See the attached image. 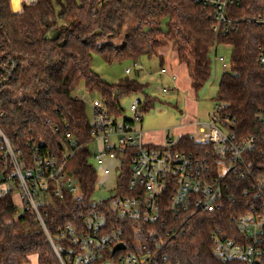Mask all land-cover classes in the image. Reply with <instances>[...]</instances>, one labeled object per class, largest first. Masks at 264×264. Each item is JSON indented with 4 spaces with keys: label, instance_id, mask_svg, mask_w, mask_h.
Returning a JSON list of instances; mask_svg holds the SVG:
<instances>
[{
    "label": "trees",
    "instance_id": "16d2710c",
    "mask_svg": "<svg viewBox=\"0 0 264 264\" xmlns=\"http://www.w3.org/2000/svg\"><path fill=\"white\" fill-rule=\"evenodd\" d=\"M227 13L237 21L238 30L220 35L209 11L193 0H36L23 2L20 12L12 11L10 0H0V48L19 63L15 79L0 91V108L19 94L25 96L23 107L1 120L7 134L24 151L25 143L34 140L62 154V133L68 130L79 144L68 169L80 184L83 202L77 204L71 198L59 202L56 219L69 222L81 211L109 203L93 202L98 174L87 147L92 125L86 103L76 99L77 89L98 92L109 113L117 116L123 115L121 99L132 93L145 95L142 119L155 100L146 93L147 84L136 78L105 81L92 67L94 54L110 64L135 62L141 56L162 58L160 49L172 45L198 91L213 73L218 47L231 46L230 65L220 76L215 101L225 104L222 117L234 121L237 139L258 138L257 153H264V125L256 119L264 111V68L258 62L264 25L254 21L264 16V0H242L229 6ZM56 126L59 132L53 131ZM179 148L198 151L209 145L185 134L179 138ZM129 173L130 157L126 156L118 174V195L127 193ZM237 184L246 185L244 181ZM259 203L254 195L241 194L222 212L197 213L186 236L168 242L171 259L181 264H236L216 257L212 231L221 228L239 239L231 216ZM33 256L40 264H59L31 217L19 213L12 196H0V264H29Z\"/></svg>",
    "mask_w": 264,
    "mask_h": 264
},
{
    "label": "built area",
    "instance_id": "2783aa9c",
    "mask_svg": "<svg viewBox=\"0 0 264 264\" xmlns=\"http://www.w3.org/2000/svg\"><path fill=\"white\" fill-rule=\"evenodd\" d=\"M193 1L209 11L218 34L238 30L237 21L227 11L242 0ZM254 21L264 25V16L255 17ZM215 58L225 72L230 65L226 58ZM258 62L264 68V47L260 48ZM18 69L17 60L0 48V91L15 79ZM160 71L168 73L165 67ZM125 72L129 74L132 69L126 68ZM170 78L176 80L177 76L170 74ZM81 88L76 91V99L85 102L88 91ZM24 98L19 94L13 103L0 108V196H12L19 213L31 217L59 264H181L171 259L168 242L186 236L190 219L197 213L222 212L241 194H252L261 203L244 214L231 216L239 239L229 237L221 228L212 231L213 252L222 263L264 264V153H257L258 138L237 139L232 128L234 121L222 117L223 102H215L207 121L195 122L202 134L195 140L209 148L186 151L179 148V138L169 139L167 145L146 142L140 126L142 99L132 102L133 116L125 117L110 114L101 97L93 104L88 143L97 141L99 149L91 159L99 163L110 182L112 170L120 171L124 157L129 156L127 193H116L118 175L113 178L114 186L105 180L102 188L113 187L114 191L105 199L109 200L108 205L81 211L77 219L61 223L54 216L59 202L68 198L77 204L83 202L80 184L68 169L79 144L69 130L62 133V154L43 141H27L26 151L15 144L1 120L22 108ZM119 108L124 110L121 102ZM256 119L264 125V111L258 112ZM46 122L49 124L50 120ZM53 131L60 129L56 126ZM110 160L118 164L107 166ZM97 174L95 191L101 173L97 170ZM238 181L246 185L240 188Z\"/></svg>",
    "mask_w": 264,
    "mask_h": 264
},
{
    "label": "rangeland",
    "instance_id": "374dc122",
    "mask_svg": "<svg viewBox=\"0 0 264 264\" xmlns=\"http://www.w3.org/2000/svg\"><path fill=\"white\" fill-rule=\"evenodd\" d=\"M32 2L33 0H11L12 11L15 12L20 8V4L23 2ZM162 58L141 56L137 61L125 60L123 62L107 63L98 54L93 55V69L107 82L115 83L123 77L136 78L143 84H147L146 93L155 98L151 109L143 114V120L140 126L143 131L153 134V138L147 139L148 142L155 143L157 145H167L168 140H178L183 132H189L196 140L200 139L202 134L199 132L197 125L192 126V122L207 121L209 114L213 111L215 98L218 91V83L223 71L219 67L214 56L213 73L205 86L196 91L192 84L190 76H182L178 70L177 74L161 73L163 63L164 67L168 70L173 69L170 63H182L178 60L176 52L172 45H168L160 49ZM217 56H224L228 64H230L231 46L220 45L217 50ZM137 63L138 66H134ZM178 65V64H177ZM178 67V66H177ZM126 68H131L132 72L127 74ZM169 69V70H170ZM175 69V68H174ZM177 69V68H176ZM170 74L176 75L179 79L172 80ZM164 88L168 90L163 91ZM83 91V88H81ZM143 93H132L121 99V105L123 107V116L131 117L133 113L130 111V105L136 98L144 99ZM101 97L98 92L89 93L86 92L85 102L88 117L93 122L94 111L93 104L100 101ZM188 124V127L184 125ZM176 128H180V132H177ZM184 129V131H183ZM87 147L96 154L98 152V142L93 141L87 144ZM91 163L101 173L98 188L93 195V202H99L100 200L109 199L114 191L113 187L108 189L102 188V182L106 180V183L110 186H114L113 178L119 174V169L114 168L112 170V178L109 182L108 178L102 173L103 168L99 163L91 159ZM118 162L107 161L106 165L113 167ZM18 201V200H16ZM29 264H40L36 258H32Z\"/></svg>",
    "mask_w": 264,
    "mask_h": 264
},
{
    "label": "crops",
    "instance_id": "0c3cea01",
    "mask_svg": "<svg viewBox=\"0 0 264 264\" xmlns=\"http://www.w3.org/2000/svg\"><path fill=\"white\" fill-rule=\"evenodd\" d=\"M34 1H36V0H33L32 2H34ZM28 2V1H27ZM10 3H11V0H10ZM28 3H31V2H28ZM22 10V3L20 4V8L17 10V11H15V12H20ZM162 64V67H164L163 65V63H161ZM178 64V65H177ZM170 65L173 67V69H168V71H169V73H174V74H177V72H176V70H178L179 71V73L182 75V76H187L188 78H189V76H188V71H187V68H186V66L183 64V63H170ZM178 66V67H177ZM175 68V69H174ZM177 68V69H176ZM178 75V74H177ZM178 79H179V76H178V78H177V81H178ZM191 79V78H190ZM192 126H195L196 124H195V122H192V124H191ZM184 127H188V124H186V125H184ZM176 130H178L177 132H180V131H182V130H180V128H176ZM183 131H184V129H183ZM200 132V131H199ZM144 133H145V140H146V142L147 143H151V144H155V143H152V142H148L147 141V139H152L153 138V134L152 133H150V132H146V131H144ZM185 134H189V135H191L189 132H183V133H181V136L182 135H185ZM180 136V137H181ZM192 136V135H191ZM179 137V138H180ZM194 139H195V137L194 136H192ZM32 258H36L37 259V257L36 256H33ZM31 262V261H30Z\"/></svg>",
    "mask_w": 264,
    "mask_h": 264
},
{
    "label": "water",
    "instance_id": "95a60500",
    "mask_svg": "<svg viewBox=\"0 0 264 264\" xmlns=\"http://www.w3.org/2000/svg\"><path fill=\"white\" fill-rule=\"evenodd\" d=\"M119 247H122V245H120Z\"/></svg>",
    "mask_w": 264,
    "mask_h": 264
}]
</instances>
